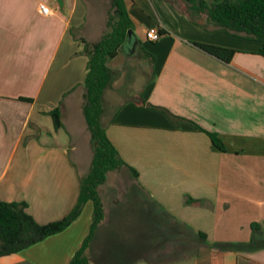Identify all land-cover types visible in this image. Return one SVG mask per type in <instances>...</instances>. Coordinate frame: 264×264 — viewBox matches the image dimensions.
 I'll return each instance as SVG.
<instances>
[{
	"label": "crops",
	"instance_id": "crops-1",
	"mask_svg": "<svg viewBox=\"0 0 264 264\" xmlns=\"http://www.w3.org/2000/svg\"><path fill=\"white\" fill-rule=\"evenodd\" d=\"M90 2L0 0V200L27 202L40 224L72 209L91 166L82 112L88 58L80 38L99 40L106 20L103 11L89 17ZM40 3L49 14L39 11ZM125 3L134 34L154 61L119 52L107 62L115 77L103 93L105 132L137 174L123 166L108 171L99 185L103 219L85 249L89 263L264 264L260 43L207 31L174 0ZM151 28L167 34L149 40ZM190 41L235 53L226 64ZM147 104L216 132L225 151L205 132ZM55 107L58 129L48 114ZM92 215L87 200L64 230L0 256V264H68ZM254 223L260 227L253 229Z\"/></svg>",
	"mask_w": 264,
	"mask_h": 264
},
{
	"label": "trees",
	"instance_id": "trees-1",
	"mask_svg": "<svg viewBox=\"0 0 264 264\" xmlns=\"http://www.w3.org/2000/svg\"><path fill=\"white\" fill-rule=\"evenodd\" d=\"M182 2V12L192 23L207 31L221 29L234 36L258 41L260 46L255 53L264 57V0H182ZM110 6L112 13L106 21L108 30L101 38L94 42L80 38L84 43L82 52L88 58L83 82L82 112L89 130L93 154L88 173L80 178L77 201L62 218L40 224L27 211V202L0 200V256L19 252L50 235L61 232L80 215L85 202L91 200L93 215L89 232L68 263L90 264L85 255V249L97 225L103 219L102 203L98 194L99 185L104 183L108 171L123 166L129 168L134 175L137 174L135 169L127 165L120 157L108 138L105 123L102 121L103 93L115 77V71L107 65V62L119 52H125L127 55L138 53L149 63H153L154 57L140 46L133 32L134 24L126 8L125 0H110ZM158 31L160 36L167 34L163 29ZM190 43L226 64L230 63L235 53V49L221 45L199 41H190ZM20 99L32 101L29 97H20ZM147 105L162 110L175 123L186 122L194 129L205 132L217 150L225 151V145L216 132L177 116L166 108ZM48 114L52 118L55 129L62 126L59 107L53 108ZM193 201L192 198L185 199L187 203ZM252 227L257 229L260 225L254 223ZM199 234L204 238V233Z\"/></svg>",
	"mask_w": 264,
	"mask_h": 264
},
{
	"label": "rangeland",
	"instance_id": "rangeland-1",
	"mask_svg": "<svg viewBox=\"0 0 264 264\" xmlns=\"http://www.w3.org/2000/svg\"><path fill=\"white\" fill-rule=\"evenodd\" d=\"M174 3L177 4V6L179 7V10L180 11H183V2L182 0H174ZM96 4V5H95ZM94 6H98L97 10L94 9ZM95 11H98V12H104V17H105V20L107 21L109 15L112 13V9H111V6H110V0H93V2H90L89 4V17H91ZM106 23V22H105ZM108 28L106 26V30L107 31ZM140 38L142 36H139ZM104 116H102V121L104 122ZM99 194V193H98Z\"/></svg>",
	"mask_w": 264,
	"mask_h": 264
},
{
	"label": "built area",
	"instance_id": "built-area-1",
	"mask_svg": "<svg viewBox=\"0 0 264 264\" xmlns=\"http://www.w3.org/2000/svg\"><path fill=\"white\" fill-rule=\"evenodd\" d=\"M39 11L43 14H49L50 13V8L43 4V3H40L39 4ZM146 37L149 39V40H152V41H155L157 40L159 37H160V34H159V31L154 29V28H151L149 29L147 32H146Z\"/></svg>",
	"mask_w": 264,
	"mask_h": 264
},
{
	"label": "water",
	"instance_id": "water-1",
	"mask_svg": "<svg viewBox=\"0 0 264 264\" xmlns=\"http://www.w3.org/2000/svg\"><path fill=\"white\" fill-rule=\"evenodd\" d=\"M130 33V31L128 32V34Z\"/></svg>",
	"mask_w": 264,
	"mask_h": 264
}]
</instances>
